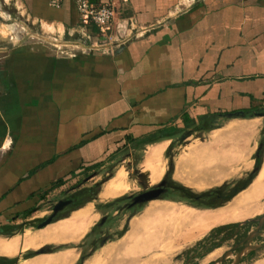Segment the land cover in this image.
<instances>
[{"label":"crops","instance_id":"obj_1","mask_svg":"<svg viewBox=\"0 0 264 264\" xmlns=\"http://www.w3.org/2000/svg\"><path fill=\"white\" fill-rule=\"evenodd\" d=\"M90 1L112 2L116 7L106 41L98 27L79 14L74 0H63L60 7L51 6L49 0H0V28L5 15L13 18L11 25L20 19L31 26L30 32H41L37 37L41 43L16 35L8 40L0 36V264H63L62 257L70 256L67 264H86L99 249L113 252L114 248L107 247L112 240L93 250H85L83 245L104 214L99 204L138 186L134 171L139 175L149 170L145 162L152 150L159 152L160 175L151 184L159 182L169 167V160L166 167L163 163L165 152L191 131V124L215 118L221 126L203 132L204 140L188 152L183 150L190 136L174 144L172 154L183 147V152L173 157L171 177L175 182L182 185L176 175L186 160L191 171L208 182H219L208 188L239 178L228 173L209 175L217 166L219 170L226 167L231 174L253 169L252 157L264 126V116H255L264 109V0ZM8 4L16 12L9 11ZM53 39L67 44L68 54L51 47ZM123 39L128 40L116 45ZM238 111L244 117H226ZM130 137L139 141L132 145ZM145 139L152 142L142 144ZM219 149L224 152L222 159L216 157ZM196 155L203 160L197 161ZM99 162L103 164L96 171H85ZM209 162L215 167H206ZM112 163L113 174L102 183L97 198L71 209L83 200L78 189L96 184L99 171ZM263 167L264 152L252 183L220 207L199 208L167 199L145 204L125 222L126 230L118 238L121 244L127 237L131 239L119 252L114 251L121 259L114 257L103 264H145L137 263V256L152 248L157 252L146 264H178L180 256L212 229L176 252L182 255L171 260L155 256L174 248L171 236L185 224L203 229L214 216L233 213L230 206L248 192ZM110 184L118 189L114 194L106 193ZM261 184L264 188V177ZM68 197L72 203L61 211L63 216L38 228L53 205ZM180 205L188 207L185 213L195 215L193 221H177L185 214ZM248 205L235 211L228 223H217L221 226L247 219L239 218ZM166 206L169 211H164ZM122 226L123 220L117 227ZM5 244L13 248L1 252ZM43 247L50 250L39 253ZM226 248L206 264L218 259ZM28 251L34 254L23 256ZM20 255L23 257L13 263ZM257 257L240 264H264V253Z\"/></svg>","mask_w":264,"mask_h":264},{"label":"rangeland","instance_id":"obj_2","mask_svg":"<svg viewBox=\"0 0 264 264\" xmlns=\"http://www.w3.org/2000/svg\"><path fill=\"white\" fill-rule=\"evenodd\" d=\"M9 7L11 6V4H8ZM9 11H12V12H16V10H14L11 6V8L9 9ZM12 20L13 18L11 17H8V16H3V26L0 28V36L3 37V39L5 40H8V38L10 36H18L19 38H26L28 39L29 41H33L35 43H41V41H39L37 39V37H41V32H38L36 33V31L34 32H30V29L29 27H31L30 25H23L22 23V20H18V21H15L16 24L15 25H11L12 23ZM8 24V25H7ZM28 26V27H27ZM34 29V28H33ZM32 38H31V37ZM58 43V42H57ZM51 47L54 48L53 46V40H51ZM64 49H68V48H64ZM196 134V133H195ZM193 134L191 135L186 141L185 143L187 144V146L185 147V149L183 150V147H181L180 149H178V151L174 154V158L177 157V155L180 153V152H188V149L190 147H193V146H199L200 144V141H203L204 140V137L202 136V138L200 137L199 138H196V135ZM205 135V133H204ZM182 138L178 139L179 142ZM177 140V141H178ZM176 141V142H177ZM183 150V151H182ZM219 152V154L216 153V157H220L219 159H222L224 157V155L222 156V149H219V150H216ZM170 152L172 153V151L170 150ZM190 154V153H189ZM187 154L184 153V156H186ZM212 153L209 155V157L211 156L212 157ZM219 155V156H218ZM188 156V155H187ZM197 158L196 160L197 161H201L203 160L202 156L201 155H196ZM196 156H191V157H196ZM165 160H164V165L166 167L167 165V161H168V158L166 157V154H165ZM173 158V159H174ZM253 158V157H252ZM231 161H235L233 159H231ZM117 162V161H116ZM187 162V160H186ZM186 162L183 163L182 166H180L178 168V173L176 175L178 181L182 182V185L186 186V187H189L193 192L195 193H201V192H204L206 190H208L210 186L214 185V184H218L219 182L217 181H213V182H208L206 179H204V177L200 176L199 174H197L196 172H193L191 171L188 166L186 165ZM115 164L112 163L110 166H108L107 168L104 169V171L100 170L99 172H101V176H100V179L98 182L102 181L103 178H104V172L108 170H111L113 169ZM215 165H212L210 162L206 165V167H212ZM225 167V166H224ZM168 169V166L166 168V170ZM214 169V168H213ZM218 170V171H216ZM231 170L227 169L226 167L222 170H219V166L216 167V169H214V172L212 174H209V175H212V176H223L225 173H228L231 177V176H235V177H246V175L248 173L251 172V169L250 170H240L238 172H236L235 174H231L230 172ZM238 179V178H237ZM207 181V182H206ZM135 184V182H134ZM155 184V183H152V185ZM102 186V185H101ZM88 187H90L88 185ZM264 190V188H263ZM142 190L140 189V187H138L136 184L135 186H133V188H131L129 190V192H127L125 195H127V197L118 202V203H115L113 207L112 206V203L110 201H106L104 203H101L99 204V208L102 209V211H104V214L105 217H111L114 213H116L117 211H119V214H117V218L118 220L116 221V223L114 224H111V225H104L102 227V230H108L107 233L109 234H106L108 237L107 238H110L112 241L111 243H109V245H107V247H111V248H114L115 250H113V252L109 253V254H106L105 250H98L96 251V253H94V259L90 260L91 257H89L88 260L89 262H87L86 264H103V262L105 260H111L113 259L114 257H119L121 255H117L118 252H114V251H118L120 248H123V245L126 244V242H128L129 238H126L124 243L121 244V242L118 241V238L124 234L125 230H126V227H127V223H125V218H124V215H127L129 213V211H126L127 208L124 207V202L128 199H132L134 193H139L141 192ZM130 193V194H128ZM131 197V198H130ZM101 205V207H100ZM106 205H109V206H106ZM184 205V204H183ZM183 205H180L178 208H180L181 210L183 211H186L188 209V207H185ZM143 208V207H142ZM142 208L140 210H142ZM246 209V210H245ZM139 210V211H140ZM138 211V212H139ZM137 212V213H138ZM242 213H240V220L241 219H245V218H251V217H255L257 215H260L262 213H264V195L259 197L257 200H255V202H252L250 203L247 207H245L242 211H240ZM251 212V213H250ZM235 214V213H234ZM126 217V216H125ZM238 219V220H239ZM123 220V225H125V228L123 230L122 233H119L120 230H118L116 227L117 225H119L121 223V221ZM237 220H234V221H230V222H235ZM223 223H228V222H223ZM221 223H215V224H210L209 225V228H208V231L207 230H203L201 229V225H198V224H185L183 227L180 228V230L177 231L176 235L172 236L174 239H173V242L171 245L174 246V248L172 250H163L162 253L163 255H157L155 257L157 258H163V259H168V260H171L173 259V257H175L176 254H181L182 255V248L186 247V246H189L191 242H189L191 239H193V237L197 238V237H200L202 234L204 233H208L211 229H213L216 225L220 226ZM224 225V224H223ZM118 235V236H117ZM141 231H139L137 233V236L141 237ZM188 239V240H187ZM232 242H226L223 246H222V249H220L219 251H217L215 254L211 255L210 257H206L204 259H200L198 262H194L196 264H206L209 260L217 257L218 255H220L222 253V251L228 247ZM88 246H86L87 248ZM106 248V247H105ZM178 250H180L178 253H176ZM157 252V249L156 248H152L150 250H146L145 252H142V254L138 255L137 256V259H136V262L137 263H145L146 264V260L149 259V257H152L153 256V253H156ZM264 253V250L263 251H259L256 253V255L253 257H257L259 256L260 254H263ZM86 254H84L85 256ZM117 255V256H116ZM215 255V256H214ZM189 256V254H186V256H184L183 258L180 256V262L178 264H183L184 262V259H186L187 257ZM153 257V258H155ZM258 258V257H257ZM250 259V257L248 258V260ZM182 260V262H181ZM247 260V261H248ZM82 263V262H81ZM254 261H248L246 264H253ZM152 264V263H151ZM170 264H175V263H171Z\"/></svg>","mask_w":264,"mask_h":264},{"label":"trees","instance_id":"obj_3","mask_svg":"<svg viewBox=\"0 0 264 264\" xmlns=\"http://www.w3.org/2000/svg\"><path fill=\"white\" fill-rule=\"evenodd\" d=\"M263 110L264 109H261L260 111H263ZM184 120L186 121L185 124L188 125V127H189V124H191V123L189 122L187 116L184 117ZM214 120H215V118H211V119L206 120V121H204L202 123H199L197 125L191 124L190 125V126H192L191 131H187L181 137L182 139L180 140V142L185 140L187 137L193 135L194 133H196L195 134L196 137H201L202 138V133L203 132H209L210 130H213L215 128L220 127L221 124L220 123H216ZM138 141H139L138 139H134L132 137L129 138V142L132 145H134ZM149 142H152V141L149 140V139H145V141L142 144H146V143H149ZM175 143H171V145L169 146V148L165 152L166 157L169 160V167H168L167 172H166L169 176H171V173H172V170H173V157H174V154H172L170 152V150L172 149V147L174 146ZM263 150H264V126L261 129V131H260V137H259V140H258V143H257V149L255 150V153L253 154V159H254V162H255L254 166H253V169L251 170L250 173H248L246 175V177H241V178H238V179H233L231 181L224 182L223 184H221L219 186H215V187L209 188L208 190H206L204 192H201V193H195L190 188H187V187H185V186L173 181L175 184H177V186L179 187L180 190L187 191L188 193L192 194L193 198H194V195H195V197L197 196V197H202V198L206 199V200H204L202 202H200L198 200L182 201L183 199H179V198H182V197H179V198L175 199L174 201L185 202V203H187V204H189L191 206L199 207V208H216V207H220V206L224 205L226 202L230 201L240 191H242L245 188H247V186H249V184L252 182V180L256 176V174H257V172H258V170H259V168L261 166ZM140 157H141V155H139V156H137L135 158L138 159ZM102 164H103L102 162H99V163H96V164L91 165L89 167H85V171H88V170H91V169H95V171H96V169H98ZM112 174H113V169L109 170L108 174L103 178L102 181L97 182L93 186L84 187L82 189H78V193L77 194L82 195L83 200L80 203L74 204L71 207V209L78 208V207L82 206L85 202L91 201L93 199H96L98 191H99L102 183L105 180H107L108 178H110L112 176ZM126 197H127V195H123V196H120L118 198H115V199L111 200L110 201L112 203L111 207H113L115 203H118V202L124 200ZM163 199H165V198H163ZM106 206H109V205H106ZM100 207H101V205H100ZM142 207H143V205H138V207H137L135 212H138ZM62 216L57 217V218H61ZM238 225H239L238 223H230V224L221 225V226L213 228L206 237H204L201 241H199L196 244V247L204 245L203 243H206V241H208V240H210V241L216 240L221 233H223L225 231H228V230H230V229H232V228H234V227H236ZM215 245H217V243L211 244V246L207 247L206 250H204L202 253H200L199 257L205 255ZM44 249H43V252H46ZM82 258H84V256ZM77 264H81V262H78Z\"/></svg>","mask_w":264,"mask_h":264},{"label":"flooded vegetation","instance_id":"obj_4","mask_svg":"<svg viewBox=\"0 0 264 264\" xmlns=\"http://www.w3.org/2000/svg\"><path fill=\"white\" fill-rule=\"evenodd\" d=\"M164 178L166 179V184L164 185L165 192L162 195V198H165L167 200H169V199L170 200H175V199H177L179 197H182V198H179V199H183L182 201L198 200L200 202L206 200L205 198H202V197H197V196L195 197V195H194V198H193V195L192 194L188 193L187 191L180 190L179 187L177 186V184H175L173 182L174 180L172 179V177L169 176L167 173L164 175ZM66 199H72V198L71 197H68ZM130 202H131V199H128V200H126L124 202V207L127 208L126 211H129V213L126 215V222H128L129 219H131L134 215L137 214V212H135V211H136L138 205H135V206H132V207L129 208ZM144 206L145 205H143V207ZM51 213L52 212H50L49 215H51ZM117 214H119V211H117L116 213H114L111 217H105V215L102 216V218L100 219V222L97 225L96 231H94L91 235H89L90 236L89 237V240L83 244L85 246V250H89V249L90 250H93L95 247H99V246L103 245L105 242L111 241V239L110 238H107L108 236L106 235V234H109V233H107L108 230H102V227L104 225H111L113 223L115 224L116 221L118 220ZM123 215H125V214H123ZM260 215H257L255 217H251V218H247L245 220H242V221L237 222L239 224L238 226H236V227H234V228H232V229H230L228 231H225V232L221 233L218 236V238L216 240H214V241L208 240V241H206V243H203L204 245H201V246H198V247H196V245H195V246L191 247L189 250H187L185 252V255L183 254V256H186V254H189V256L186 259H184L183 264H196L194 262H198L200 259H202L206 255H208L209 253H211V252H213V251L221 248L226 242H229L230 241L232 243L226 248L225 252L228 251L231 247H233L237 243H240L245 237H247V235L252 230H254L256 228V226L258 224V222L256 221V219ZM60 216H62V213L61 212H59L55 216V218L60 217ZM47 217H45V218H47ZM57 219H59V218H57ZM116 228L118 230H120L119 233H121L124 230L125 225H123L121 228H118V227H116ZM260 231H263L264 232V224H263V226H262V228H261ZM119 233H118V235H119ZM214 243H217V245H215L205 255L199 257L200 253H202L204 250H206L207 247L211 246V244H214ZM251 244L252 245H263V246L260 249L249 251L248 254L242 259V261L244 259H246V258L248 259L249 257H250V259H252L256 255L257 252L264 250V234H262V235L258 236L257 238H255L252 241ZM86 246H88V247L86 248ZM242 247H243V245L241 244L235 251L232 252V255L230 256L231 258L226 261V264H230L233 261L235 255L239 251H241ZM44 250L47 252L50 249L47 248V249H44ZM30 254H34L33 251H28L23 256H26L27 257ZM23 256L20 255L19 257H17L13 261V263H16L18 261V259H20ZM218 259L216 258L215 260H213L212 262H210L208 264H214L213 262L217 261Z\"/></svg>","mask_w":264,"mask_h":264},{"label":"water","instance_id":"obj_5","mask_svg":"<svg viewBox=\"0 0 264 264\" xmlns=\"http://www.w3.org/2000/svg\"><path fill=\"white\" fill-rule=\"evenodd\" d=\"M240 116L244 117L243 113L239 112V111L234 112V113H229L226 115V117H229V118L240 117ZM255 116H264V110L263 111H256ZM262 159H263V157H262ZM260 169H261V166H260L258 172L260 171ZM258 172H257V174H258ZM257 174H256V176H257ZM138 176H144L145 177V180L138 185V187H140V189L142 191L133 195L131 202L129 204V208L132 206H135V205H145V204L149 203L150 201L160 199L165 192L164 185L166 184V179L164 178V175H163L162 179H160L159 182H157L153 185L151 184L150 176L147 173H140ZM255 177H254V179H255ZM71 203H72L71 199H63V200L58 201L56 204L53 205L51 215H49L47 218H45L40 224H38L37 227L42 228V227H45L46 225L50 224L51 222L55 221L57 219V218H55V216L59 212H61L64 208L71 205ZM256 221L258 222L256 228L254 230H252L247 235V237H245L240 243H237L236 245L231 247L228 251H226L223 255H221V257H219V259L217 261H215L213 263L214 264H226V261L231 258L230 256L232 255V252L235 251L241 244L243 245L241 251H239L235 255L233 261L230 264H240L242 259L248 254L249 251L262 248L263 245H252L251 243L255 238L264 234L263 231H260L263 224H264V213L261 214L256 219ZM43 248L39 249L38 251L42 250Z\"/></svg>","mask_w":264,"mask_h":264},{"label":"bare ground","instance_id":"obj_6","mask_svg":"<svg viewBox=\"0 0 264 264\" xmlns=\"http://www.w3.org/2000/svg\"><path fill=\"white\" fill-rule=\"evenodd\" d=\"M157 146V145H156ZM263 152H264V150H263ZM158 154H159V152H158V150H152L150 153H149V155H148V158H147V160H146V164H145V167L147 168V169H149V170H145V172L144 173H147L148 175H150V181H153V180H155V179H157V177L160 175V170L158 169V162H157V160H158ZM262 157H263V154H262ZM156 162V163H155ZM262 162H263V159H262ZM154 163H155V165H154ZM262 164V163H261ZM120 173V172H119ZM134 173L137 175L136 176V178H137V184L139 185L140 183H142L144 180H145V177L143 176V179H141V177L140 176H138V172H137V170L136 171H134ZM121 175H123V173H121ZM134 175V174H133ZM120 176V175H119ZM122 177V176H121ZM263 177H264V167H263V169H262V171H261V173H260V175H259V177H258V179L252 184V186L250 187V189L248 190V192L246 193V194H243V196H240L239 198H237L234 202H233V204L230 206V208L229 209H231L232 208V211H233V213H227L226 212V210H228V208L225 210V211H223V212H226L227 213V215H226V213H225V215L226 216H224V213H221V212H219V214L221 213L223 216H221V215H217V216H214L215 218H213V220L212 221H210V222H208L209 220L208 219H206L207 217V215L205 216V215H203V216H205L206 218H203V220L205 219V220H208L207 222L206 221H204V222H206V224H204V226H203V230H205V229H208L209 228V225L210 224H212V223H217V222H221L222 220H223V222H224V220H225V222H229V220L228 219H231V218H234L236 215L234 214V212L236 211V212H238L239 210H241V208L243 207V206H245V205H248V202L250 201V199H252V198H255V196H259L260 195V193H259V191H260V189H262L263 187H262V184H261V182H262V180H263ZM159 178V177H158ZM216 179H218V178H216ZM214 181H215V179H213ZM119 181V180H118ZM262 187V188H261ZM117 188H115L114 186H112V184H110L109 186H108V188H107V194H114L115 192H117ZM127 190V189H126ZM125 190V191H126ZM129 190H130V188H129ZM262 191H264V190H262ZM105 193V194H106ZM263 194H264V192H263ZM263 194H261V195H263ZM110 196V195H109ZM260 197V196H259ZM160 199H163V198H160ZM156 200H158V199H156ZM255 200H257V197H256V199ZM255 200L253 199L252 200V202L254 201L255 202ZM165 202V201H164ZM251 202V203H252ZM152 207V206H151ZM154 207V206H153ZM153 207H152V212L154 211L153 210ZM162 208V207H161ZM164 208V207H163ZM151 208H149V210H150ZM165 210L164 211H169L170 210V208L168 207V206H166L165 208H164ZM178 210V209H177ZM189 210H190V208H189ZM246 210V209H245ZM151 211V210H150ZM156 211V210H155ZM196 211V210H195ZM228 211H230V210H228ZM146 212H148V210H146ZM191 212H193L192 211V209H191ZM184 213H185V211H184ZM195 213V212H194ZM199 213V212H198ZM251 213V212H250ZM178 215V214H177ZM193 215L194 214H191V213H185V214H181L180 215V218H179V216H178V220L177 221H179V223L181 222V224H182V222L184 221V223H187V220H188V222L189 221H193L192 220V218H193ZM195 216V215H194ZM197 216V215H196ZM202 216V217H203ZM212 216V215H211ZM175 217H177V216H175ZM201 217V218H202ZM200 218V217H199ZM227 220V221H226ZM200 221V220H199ZM134 222V221H133ZM176 222V221H175ZM178 223V224H179ZM173 225L175 226H179L180 227V225H177V224H174V222H173ZM203 225V224H202ZM65 226V225H64ZM69 226V225H68ZM140 226V225H139ZM173 226V227H174ZM182 226V225H181ZM173 227H172V230H173ZM70 228V227H69ZM131 228H133V227H131ZM137 228V227H136ZM55 229H56V227H55ZM58 229V228H57ZM79 229V228H78ZM177 229H178V227H177ZM178 230H180V229H178ZM164 232V231H163ZM162 232V233H163ZM169 232V231H168ZM135 233V232H134ZM162 233H158V235H160V234H162ZM165 233L166 232H164V235H165ZM170 233V232H169ZM80 234V233H79ZM132 235V234H131ZM169 235V234H168ZM169 236H171V235H169ZM172 237V236H171ZM175 237V236H174ZM128 238V237H127ZM162 238V237H161ZM194 238V237H193ZM146 241V240H145ZM149 242V241H148ZM159 242V241H158ZM155 243V242H154ZM144 244V243H143ZM150 244H152V243H150ZM149 244V245H150ZM170 244V243H169ZM146 245V244H145ZM147 246V245H146ZM145 246V247H146ZM13 248V246H12V244H5V246H3V248H2V250L3 251H1V252H4L5 250H6V252L7 251H9V250H11ZM147 248V247H146ZM149 248V247H148ZM140 249V248H139ZM142 249V248H141ZM1 250V249H0ZM43 252V249L42 250H40L39 251V253H42ZM119 252V251H118ZM69 255H70V253H69ZM117 256V255H116ZM215 256V255H214ZM66 259H63V257H62V263L63 264H67L68 262H70V260H71V256L70 257H65ZM117 259V258H116ZM118 259H121L120 258V256H119V258ZM115 260V259H114ZM120 261H118V263H119ZM113 263V262H112ZM114 263H116V262H114ZM117 264V263H116ZM120 264V263H119Z\"/></svg>","mask_w":264,"mask_h":264},{"label":"built area","instance_id":"obj_7","mask_svg":"<svg viewBox=\"0 0 264 264\" xmlns=\"http://www.w3.org/2000/svg\"><path fill=\"white\" fill-rule=\"evenodd\" d=\"M75 5L77 8V11L80 15L87 18L89 21L93 22L99 30L100 36L106 41L105 39L110 38L108 35V28L110 24L112 23L113 19L116 15V7L112 2L106 3V4H96L90 0H74ZM63 0H49V4L53 7H60ZM138 32L134 34V36H138ZM128 39L119 40L116 45H122L124 44ZM53 46L56 49V51L60 54H68L67 53V44H60L57 43L56 39H53ZM76 47V46H75ZM95 46L94 48H97ZM79 49L78 47H76ZM93 47H90L91 49ZM70 55H75L74 51L69 52Z\"/></svg>","mask_w":264,"mask_h":264}]
</instances>
